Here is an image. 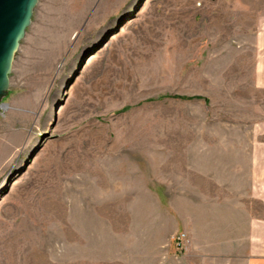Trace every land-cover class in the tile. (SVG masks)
Returning a JSON list of instances; mask_svg holds the SVG:
<instances>
[{
	"label": "rangeland",
	"instance_id": "obj_1",
	"mask_svg": "<svg viewBox=\"0 0 264 264\" xmlns=\"http://www.w3.org/2000/svg\"><path fill=\"white\" fill-rule=\"evenodd\" d=\"M262 72L264 0H39L0 111V264L233 251L201 241L264 216Z\"/></svg>",
	"mask_w": 264,
	"mask_h": 264
},
{
	"label": "crops",
	"instance_id": "obj_2",
	"mask_svg": "<svg viewBox=\"0 0 264 264\" xmlns=\"http://www.w3.org/2000/svg\"><path fill=\"white\" fill-rule=\"evenodd\" d=\"M264 88V72L258 80V85ZM250 196L259 198L264 207V156L253 155L250 161ZM241 208L234 210L232 223L228 226L233 229L232 234L223 237L213 236L209 241H201L209 244H231L233 251L202 249L206 258L214 260L212 264H264V216L258 217L251 213L250 209H244L241 215ZM241 229L248 231L241 235ZM235 230L237 234H235ZM246 244V253L243 258L240 250L235 251V245ZM239 249V247H238Z\"/></svg>",
	"mask_w": 264,
	"mask_h": 264
},
{
	"label": "water",
	"instance_id": "obj_3",
	"mask_svg": "<svg viewBox=\"0 0 264 264\" xmlns=\"http://www.w3.org/2000/svg\"><path fill=\"white\" fill-rule=\"evenodd\" d=\"M39 0H0V111L10 88L15 56L25 38Z\"/></svg>",
	"mask_w": 264,
	"mask_h": 264
}]
</instances>
